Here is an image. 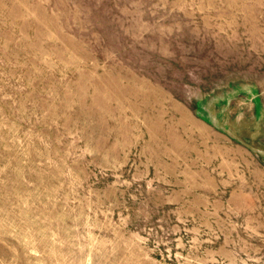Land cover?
I'll use <instances>...</instances> for the list:
<instances>
[{
  "label": "rangeland",
  "instance_id": "1",
  "mask_svg": "<svg viewBox=\"0 0 264 264\" xmlns=\"http://www.w3.org/2000/svg\"><path fill=\"white\" fill-rule=\"evenodd\" d=\"M0 264H264V0H0Z\"/></svg>",
  "mask_w": 264,
  "mask_h": 264
}]
</instances>
